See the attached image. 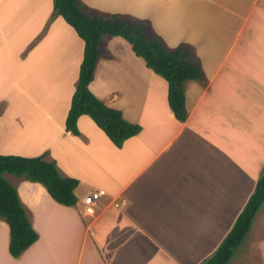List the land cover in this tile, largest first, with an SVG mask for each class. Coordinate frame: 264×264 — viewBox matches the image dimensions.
Listing matches in <instances>:
<instances>
[{
  "label": "crops",
  "instance_id": "1",
  "mask_svg": "<svg viewBox=\"0 0 264 264\" xmlns=\"http://www.w3.org/2000/svg\"><path fill=\"white\" fill-rule=\"evenodd\" d=\"M81 1L147 19L168 46L183 44V57L198 61L207 80L184 82L188 115L180 121L166 80L145 73L131 86L129 73L151 70L126 39L103 34L89 88L142 128L118 147L84 113L74 134L64 123L82 38L58 14L32 43L53 0H0V153L47 151L78 179L77 202L65 205L40 182L4 173L38 238L14 258L0 218V264H198L228 231L264 163V0ZM97 188L105 193L86 213L82 197ZM257 247L264 264V235Z\"/></svg>",
  "mask_w": 264,
  "mask_h": 264
},
{
  "label": "trees",
  "instance_id": "2",
  "mask_svg": "<svg viewBox=\"0 0 264 264\" xmlns=\"http://www.w3.org/2000/svg\"><path fill=\"white\" fill-rule=\"evenodd\" d=\"M52 9L83 40L78 76L65 117L66 130L78 134L76 121L80 114L85 113L106 133L113 144L120 147L125 139L137 134L142 128L139 123L126 119L119 108L105 103L89 88L96 62L101 55L100 39L103 34L122 36L130 43L134 53L143 58L146 66L164 77L170 109L178 120L186 119L188 111L184 82L187 79H198L205 83L207 78L198 61L183 57V44L168 46L152 29L147 19L90 8L81 0H53ZM36 40L37 36L34 41ZM47 155V151L37 155L0 153V218L8 224V251L14 258L19 257L38 238V232L32 225L30 211L21 200L16 185L5 177V172L40 182L59 203L75 205L77 202L74 189L78 179L62 173L56 160L48 158ZM263 201L264 167L228 231L213 252L199 264H227L244 240Z\"/></svg>",
  "mask_w": 264,
  "mask_h": 264
},
{
  "label": "rangeland",
  "instance_id": "3",
  "mask_svg": "<svg viewBox=\"0 0 264 264\" xmlns=\"http://www.w3.org/2000/svg\"><path fill=\"white\" fill-rule=\"evenodd\" d=\"M88 7L94 8V7H91V6H88ZM95 9H97V8H95ZM53 13L54 12H53V9H52L51 12H50V14H49V16L47 17L46 21L44 22L43 27L36 34L37 40H39V38L42 37L45 34V32H46V30L48 28L49 22L52 20V18L54 16L58 15L56 13H54V14ZM88 14L91 15V16L94 15L93 13H88ZM36 36L32 39V43L35 42L34 39H36ZM28 48H29V45H28ZM136 56H138V55H136ZM138 57L140 58V56H138ZM144 66H146L145 63H144ZM146 68H148V70H151L148 66H146ZM136 71L137 70H134V73H129V75H128V76H130V79H128L127 81H130L131 82V86H132V84L133 85H136V83H134V81L137 79V77L140 78L141 77V74H145L146 73L147 75H150L151 72H154L152 70L151 71H145V72H142V73H141V71H139L137 73V75H135L136 74ZM155 74H157V73H155ZM157 75H159L160 78H163L164 79V77L162 75H160V74H157ZM144 81H145V79H144ZM144 81H143V85L140 86V90L141 91H144L145 90L146 83ZM116 84H117L116 87H119V88H121V85H125L124 84V81H123V83H120V81H117ZM259 118L261 120V123L264 124V114H261L259 116ZM248 139L249 138L246 136L245 137V140H246L245 153L246 154H248L251 151V146L250 145H247V140ZM263 167H264V163L261 165L260 171H261V169ZM260 171H259V173H260ZM7 174H10L11 176H15L14 173H7ZM7 179H9V178H7ZM263 202L260 205V207H259V209H258V211L256 213V216L252 220V223H251V226H250V229H249L248 233L246 234V236H245L244 240L242 241V243H240V245L234 251V257L231 259V261H229V263L227 262L228 264H236L237 262L238 263H242V264H258L259 261H261L260 258H259V251H258V247H257V241H258V239H260L261 236L264 235V203ZM84 211L87 213L86 208H85V204H84ZM255 256H257V257H255Z\"/></svg>",
  "mask_w": 264,
  "mask_h": 264
},
{
  "label": "built area",
  "instance_id": "4",
  "mask_svg": "<svg viewBox=\"0 0 264 264\" xmlns=\"http://www.w3.org/2000/svg\"><path fill=\"white\" fill-rule=\"evenodd\" d=\"M103 193H105L104 189L97 188L95 190L88 192L87 194H85L82 197V200L85 204V208H86L87 213H93L94 212V205L96 204L99 196Z\"/></svg>",
  "mask_w": 264,
  "mask_h": 264
}]
</instances>
